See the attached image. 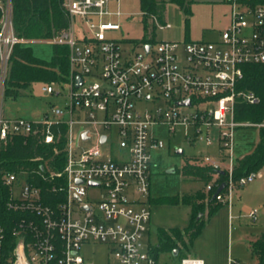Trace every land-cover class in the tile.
Returning <instances> with one entry per match:
<instances>
[{
  "label": "built area",
  "instance_id": "1",
  "mask_svg": "<svg viewBox=\"0 0 264 264\" xmlns=\"http://www.w3.org/2000/svg\"><path fill=\"white\" fill-rule=\"evenodd\" d=\"M109 1L60 0L67 26L49 41L67 45L69 73L61 83L40 87L44 93L59 95L53 84L66 85L68 92L60 105H50L36 120L5 117L0 109V146L14 134H31L52 144L51 126H66L62 168L48 174L33 170L39 183H48L45 194L25 170L3 175L10 187L7 207L29 217L14 222L8 250H4L5 229L0 225V264H89L80 250L92 242L105 245L113 264H157L150 245L143 242L151 215L150 153L163 146L152 133L154 126L163 125L170 133L183 127L188 144L215 147L214 154L200 156L203 165L215 170L205 189L212 187L219 171L226 172V179L215 183L223 187L213 196L228 206L235 186L259 175L251 171L235 181L232 170L234 131L252 125L235 119V104L259 102L256 93L238 89L237 83L244 64H264V4L227 0L229 23L217 41L164 39L153 45L142 41L140 49L132 45L126 51L109 35L120 28L106 19L119 15L107 9ZM0 10L1 95L13 45L31 40L14 33L10 0H0ZM185 100L188 104L180 103ZM73 124L81 126L79 142L94 136V143L73 144ZM111 130L113 137L106 133ZM105 143L107 148L102 150L100 145ZM18 181L13 194L12 185ZM246 215L254 220L257 209ZM178 264L204 261L182 256ZM226 264L245 263L228 256Z\"/></svg>",
  "mask_w": 264,
  "mask_h": 264
},
{
  "label": "rangeland",
  "instance_id": "2",
  "mask_svg": "<svg viewBox=\"0 0 264 264\" xmlns=\"http://www.w3.org/2000/svg\"><path fill=\"white\" fill-rule=\"evenodd\" d=\"M164 1L163 22L169 26L159 27L152 16L144 21L139 0H111L107 9L111 12L119 11V15H110L106 19L120 24V28L110 31L109 35L122 43V47L129 51L132 45L139 48L142 41H149L152 45L156 41L170 39L177 41L204 40L217 41L220 32L228 26L231 6L227 0H186L189 4V14H185L175 3ZM50 39H36L28 42L32 54L40 59L49 60L52 55ZM140 49V48H139ZM138 49V50H139ZM1 84V83H0ZM41 82H34L27 88L21 89L16 97L0 95V109L5 117H23L31 120L40 119L50 105H60L68 92L66 85L53 84L59 95L44 93ZM150 102L145 104L150 105ZM144 104L138 105L141 107ZM79 124L70 128L73 144L92 145L94 136L79 142ZM114 136V130L107 131ZM152 133L158 137L163 146L151 150L152 176L151 195L158 199L162 196H174L203 189V183L195 178L182 174L181 168L186 159L193 156L213 154L215 147L206 146L202 142L193 145L184 138V128H178L170 133L163 125L154 126ZM258 140L257 127H237L234 131L233 157L234 160L250 152ZM107 143L100 145L105 150ZM183 149L181 154L175 149ZM114 152V151H113ZM176 168L177 172H172ZM261 168H264L262 166ZM260 168V170H261ZM19 181L12 185V193L16 194ZM205 189V188H204ZM230 207L222 203L206 220L200 234L180 251L181 256H194L203 259L204 264H226L227 257L238 259L245 264H254L249 242L261 232H264V177L256 178L244 186H235L232 193ZM242 203L257 209L254 220L241 214ZM150 220L143 235L145 245L152 247L157 241L159 228L170 229L185 227L189 220L190 207L185 204H171L163 202L150 203ZM81 254L89 264H113L105 245L92 242L82 246ZM179 257L168 251L157 254V264H178Z\"/></svg>",
  "mask_w": 264,
  "mask_h": 264
},
{
  "label": "trees",
  "instance_id": "3",
  "mask_svg": "<svg viewBox=\"0 0 264 264\" xmlns=\"http://www.w3.org/2000/svg\"><path fill=\"white\" fill-rule=\"evenodd\" d=\"M5 1V0H2ZM175 3L185 14H189V4L186 0H169ZM251 5L264 4V0H245ZM11 19L14 33L29 40L50 39L67 26V17L61 7L60 0H10ZM144 21L148 16L163 22L164 1L139 0ZM1 16V10H0ZM243 77L237 83L238 89L252 90L259 97V102L249 104L237 101L234 117L237 121L249 122L252 125L239 127H257L258 140L250 152L234 160L232 177L236 181L251 171H259L264 166V64H244ZM69 73L68 47L64 44H52V55L49 60L40 59L32 54L27 44H14L8 58V65L3 79V96L16 97L21 89L34 82L61 83ZM51 130L55 135L52 144L44 143L31 134L11 135L6 143L0 146V225L5 229L4 250L12 247L14 236L11 233L14 222L28 213L12 210L7 207L10 187L3 180L6 172L20 173L27 171L30 178L40 184L45 194L46 181L39 183V177L34 171H49L62 168L65 146L66 126L62 123L53 124ZM177 172V171H176ZM185 176H192L203 183V189L162 196L158 199L149 197L150 203L163 202L185 204L190 207L188 223L182 229L159 228L157 241L151 247L152 256L156 259L160 251H168L181 258L180 251L200 234L206 220L223 203L217 200L213 193L218 188L215 183L226 179L227 173H217L214 184L208 191L205 186L212 180L215 170L209 165L192 164L185 161L181 168ZM206 215V218L204 216ZM249 249L254 264H264V232L249 242Z\"/></svg>",
  "mask_w": 264,
  "mask_h": 264
},
{
  "label": "crops",
  "instance_id": "4",
  "mask_svg": "<svg viewBox=\"0 0 264 264\" xmlns=\"http://www.w3.org/2000/svg\"><path fill=\"white\" fill-rule=\"evenodd\" d=\"M251 151V150H250ZM183 152V151H182ZM214 153H215V151H214ZM213 153V154H214ZM210 155H212V154H210ZM186 160H188L190 163H192V164H198V165H203V163H202V160H201V158L199 157V156H193V157H189L188 159H186ZM177 170H176V168H173V171L172 172H176ZM258 173H259V175L256 177V178H261V177H264V168H261V170H259L258 171ZM187 177H190V178H193L194 179V177H192V176H187ZM255 178V179H256ZM196 179V178H195ZM197 180V179H196ZM252 182V181H251ZM199 189V188H198ZM197 190V189H196ZM191 191H195V190H190L189 192H191ZM204 191H206V189H204ZM150 196L151 197H153L152 195H151V191H150ZM233 203H231V205H232ZM230 207L231 206H229L228 208L230 209ZM250 209H253V208H251L250 206H248L247 204H245V203H242L241 204V206H240V211H241V214H244V215H246L247 214V211L248 210H250ZM247 216V215H246ZM249 218V217H248ZM257 237V236H256ZM255 237V238H256ZM255 238H253V239H255ZM252 239V240H253ZM251 241V240H250ZM200 258V257H199ZM238 260V259H237Z\"/></svg>",
  "mask_w": 264,
  "mask_h": 264
},
{
  "label": "water",
  "instance_id": "5",
  "mask_svg": "<svg viewBox=\"0 0 264 264\" xmlns=\"http://www.w3.org/2000/svg\"><path fill=\"white\" fill-rule=\"evenodd\" d=\"M145 48L147 49V48H148V45H145ZM80 82H81V78H80V76H77V77H76V85H79ZM180 103H186V104H188V101L185 100V101H181ZM103 138H104V137H102L101 140H103ZM182 151H183V149L180 148V147H178V148L175 149V153H177V154H181ZM172 171H173V169H172ZM219 172L223 173V171H219ZM222 187H223V183H221L220 186L216 189L214 195H215L217 192H219V191L221 190ZM176 253H177V250L174 249V250H173V255H175Z\"/></svg>",
  "mask_w": 264,
  "mask_h": 264
}]
</instances>
